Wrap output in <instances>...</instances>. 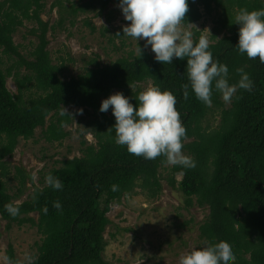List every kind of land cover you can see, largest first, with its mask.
<instances>
[{"label": "trees", "instance_id": "trees-1", "mask_svg": "<svg viewBox=\"0 0 264 264\" xmlns=\"http://www.w3.org/2000/svg\"><path fill=\"white\" fill-rule=\"evenodd\" d=\"M109 1L105 0L102 7ZM187 3L184 26L220 8L218 23L228 34L209 43L212 56L228 66L229 83L239 78L236 68H243L253 82L250 91L238 89L228 107L220 102L221 95L215 90L210 105L198 101L191 90L184 99L181 85L187 83L186 60L158 62L141 44L139 57L129 54L62 80L60 68L51 63L46 50L48 24L39 17L43 0L0 1V54L16 56L17 64L30 73L20 80L18 73H14V95L5 84L10 72L6 74L0 69V168L4 171L2 159L13 152L18 139L32 138L36 128L42 130L47 142L61 141L67 136L63 127L71 118L59 114L60 106L90 108L98 113L89 123L96 145H85L82 156L63 160L58 168L44 173V179L52 173L63 182L60 190L45 183L16 204L0 179V220L6 221L7 227L31 223L41 236L34 264H110L102 256L107 244L104 233L110 224V206L132 194L135 188L147 198L161 192L159 169L165 164L164 158L144 159L129 153L125 146L115 143L114 132L107 131L114 123L111 109L110 115L98 111L101 99L117 91L128 96L135 106L138 84L146 81L169 90L176 98L175 107L186 129L182 151L194 159L195 166L171 165L168 185L182 194L185 206L207 208L208 214L198 227L204 246L224 240L235 254L233 264H264V64L249 60L234 47L238 25L232 23L240 7L264 8V0ZM86 7L71 5L70 9L76 14ZM24 20H33L37 25L31 30L38 40L30 53L32 60L24 59L12 41L13 33ZM199 36L195 32L194 39ZM30 89L34 92L25 98ZM214 110L218 111L219 120L217 126L208 129L202 121ZM176 176L180 177L178 181ZM113 184L117 185L115 191L110 188ZM53 201L60 202V210L53 207ZM7 203L18 207V214L10 215L4 207ZM30 214H35L36 219ZM7 256L17 262L10 246Z\"/></svg>", "mask_w": 264, "mask_h": 264}, {"label": "rangeland", "instance_id": "rangeland-1", "mask_svg": "<svg viewBox=\"0 0 264 264\" xmlns=\"http://www.w3.org/2000/svg\"><path fill=\"white\" fill-rule=\"evenodd\" d=\"M104 1L43 0L44 6L39 17L48 24L45 34L46 50L51 63L61 70L60 79L69 80L95 65L106 66L117 58L136 54V41L123 35L121 31V26L129 22L123 19L117 7L118 0H110L103 8ZM71 5L74 8L80 5L87 7L84 11L73 14ZM220 12L217 7L211 15L203 14L198 21L192 23L195 28L192 25L181 26L192 31L193 38L195 32H199L212 43L228 34L218 23ZM34 28H37V25L33 20H24L12 35V41L17 45L19 54L26 60H32L30 53L38 42L34 33H31ZM138 44L154 56L150 48L144 46L143 40H138ZM17 60L14 55L0 54V69L5 73L10 72L6 73V87L14 95L17 93L14 73H18L19 80L22 75L30 74L23 66L17 64ZM150 83H139L140 91ZM33 92L34 89L27 90L24 97L32 95ZM219 100L224 107L230 104L224 102L221 96ZM64 108L71 114V122L63 127L67 132L63 140L47 142L42 130L36 128L32 138H19L13 152L2 159L4 171L0 168V179L16 204L26 200L35 188L45 185L46 171L58 168L63 160L82 156L85 145H96L92 125L89 123L98 113L84 107ZM76 109L83 111L77 114ZM103 113L110 115V108ZM48 119L49 116L45 118L46 125ZM218 120V111L214 110L212 114L206 115L202 124L212 129L217 126ZM81 141L84 142L83 145L80 144ZM170 166L165 163L159 169V195L147 198L139 188H135L132 194L110 206L107 213L110 224L104 233L107 244L102 254L108 263L178 264L180 255L192 247L205 245L199 238L198 227L206 218L208 210L196 205L185 206L182 194L168 185ZM179 179L180 177L176 176V180ZM30 215L36 219L35 214ZM6 224V221L0 220V264H5L3 257L7 256L9 246L19 264L27 263V256L35 257L37 254L40 234L31 223L21 226L11 224L8 227Z\"/></svg>", "mask_w": 264, "mask_h": 264}, {"label": "clouds", "instance_id": "clouds-1", "mask_svg": "<svg viewBox=\"0 0 264 264\" xmlns=\"http://www.w3.org/2000/svg\"><path fill=\"white\" fill-rule=\"evenodd\" d=\"M117 7L123 19L129 22L121 26V31L136 41L138 57L142 49L137 41L143 40L144 46L150 48L158 62L170 64L173 58L186 60L187 83L181 85L184 99L188 98L191 90L198 101L210 105L215 90L228 103L238 89H252L253 82L243 68L235 69L239 78L235 83H229L228 66L213 58L208 38L200 35L194 39L193 32L181 26L188 10L187 0H118ZM232 23L238 25L234 47L249 60L264 64V8L250 10L240 7ZM134 99L135 106L129 102L128 96L117 91L99 104L100 112L111 109L114 123L107 131L114 132L115 143L144 159L161 156L166 164L194 167V159L182 151L186 129L175 107V96L169 90H161L158 84L150 83ZM82 111L76 109L77 114ZM59 114L71 116L61 106ZM45 183L56 190L63 187V182L52 173L45 175ZM110 188L115 191L117 185ZM4 207L12 216L19 212V208L11 203ZM53 207L60 210V202L53 201ZM43 211H47V206ZM3 259L5 264H17L6 255ZM26 259L28 264H34L35 257L29 255ZM234 260L231 246L219 240L206 246L192 247L178 257V264H233Z\"/></svg>", "mask_w": 264, "mask_h": 264}]
</instances>
